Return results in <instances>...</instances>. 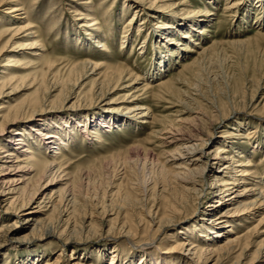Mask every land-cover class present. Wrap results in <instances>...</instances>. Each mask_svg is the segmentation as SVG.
<instances>
[{"label": "rangeland", "instance_id": "374dc122", "mask_svg": "<svg viewBox=\"0 0 264 264\" xmlns=\"http://www.w3.org/2000/svg\"><path fill=\"white\" fill-rule=\"evenodd\" d=\"M184 1L186 6L167 8L173 2L164 0V14L159 10L147 14L141 11L134 24L129 23L134 10L123 11V3L131 0H19L25 12L20 16L9 13L14 2L0 5V73L8 58L17 57L22 66L15 71L25 78L21 90L13 95L7 91L0 104L27 101L23 106L27 112L10 123L5 134L0 135V143L15 132L31 131L38 136L40 127L44 135L56 132L67 140L60 154L54 155L56 148H40L42 137L37 138L39 143L25 137L38 158L56 159L63 165L59 172L54 169L52 174H46L40 184L48 188L33 198L30 207L43 203L36 215L43 228L38 227L33 234L32 226L24 222L29 209L16 221L13 209L5 213L8 198L23 190L22 174H15L19 182L13 186L16 190L12 194H0V264H43L46 260L52 264L56 258L57 264H110L112 259L121 264H181L180 257L171 254L172 241L190 239L201 247L208 245L213 236L209 222L213 207L216 200L224 199L214 185L225 170L219 163L205 161L209 152L216 145L223 146L232 167L247 164L256 172L239 187L232 186L233 196L242 186L256 184L264 177V8L260 9L256 0H242L234 9H226L230 0ZM83 3H90L99 22L94 31L103 35L100 42L107 43V50L95 48V43L79 28ZM184 7L182 13L180 9ZM198 13L207 15L197 18L202 20L197 28L206 31L191 34V43L189 39L180 40L181 46L175 48L171 57L168 50L179 38L163 43L162 26L175 27L181 16ZM153 14L155 21L151 19ZM143 19L141 35L137 36L136 28ZM23 25H28L37 37H26V30H19ZM125 32H129L127 42L121 45ZM144 37L149 41L140 50ZM30 42L40 44L41 49H36L39 57L31 56L33 51L25 48ZM195 42L199 45L193 46ZM163 59L165 71L159 73L157 64ZM92 61L122 67L142 80L125 78L118 85L103 87V78L97 73L104 70L91 74V67L84 65ZM47 62L54 63L52 70L45 67ZM134 96L138 104L151 109L152 117L145 124L126 113ZM33 99L38 102L30 101ZM102 117L126 120L127 124L105 128ZM179 130L184 139L196 131L202 136L182 144L181 155L175 153L178 145L166 143L171 134L179 138ZM16 142L15 138L8 141V151ZM162 164L179 175L172 184L168 180L164 185L158 183L152 192V182H160ZM237 167L236 170L241 169ZM52 175L55 180L48 186ZM237 175L238 172L228 173L225 179L233 180ZM189 181L195 184L188 185ZM182 186L196 191L182 194ZM171 193L188 196L190 203L173 217L174 225L155 232V226L147 223L149 217L155 211L163 212ZM62 195L63 201L59 202ZM4 199L7 201L2 202ZM48 201L52 203L42 207ZM53 208L56 209L52 211ZM241 218L230 220L241 224L234 227V233L243 236L246 228L256 225L259 229L258 234L247 239V257L239 262L244 264L264 239V220L258 223L264 218V208L252 219ZM66 225L72 239L62 238L61 242L57 234ZM47 229L55 230L56 236L43 235ZM236 259L234 254L223 264H232Z\"/></svg>", "mask_w": 264, "mask_h": 264}, {"label": "bare ground", "instance_id": "6f19581e", "mask_svg": "<svg viewBox=\"0 0 264 264\" xmlns=\"http://www.w3.org/2000/svg\"><path fill=\"white\" fill-rule=\"evenodd\" d=\"M76 1H81V0H76ZM131 1H133V2H127V3L124 2L123 3V11L131 10V9L134 10L133 15L129 21L130 24H132V23L134 24V22L137 21V18L139 17V13L141 11H145L147 14V13H149V11L159 10L158 12H161V14H164V13H162V10L166 9V8H164L165 7L164 0H131ZM169 1H171L173 3L166 5V6H168L167 8H176V6H184L186 3V1H184V0H169ZM7 2H14V4H15L14 6L10 7L9 13L15 14V16H20V15L25 14V12H22V11H24V9H23L22 5L20 4L19 0H0V5L6 4ZM88 2H89V0H88ZM230 2L231 3L226 5V9L236 8V5L241 3L242 0H230ZM256 2L259 4L258 7H261L260 9L264 8V0H256ZM158 3H160V6H156V5H158ZM88 4H90V3H86V5H84V3H83L84 9L81 10L82 11L81 17L79 18V20H81V22L79 23V28L82 29L83 32L85 31L86 35L90 37V39L93 41V43H95V45H94L95 48L96 47H106V50H107V47H108L107 43L105 42L102 44L100 42V38H102L103 35L101 37V35L98 34V32L94 31V28L99 27L98 26L99 22H98V19H96V16L93 13L92 8ZM81 8H82V6H81ZM184 9H186V8L185 7L181 8L180 11L183 13ZM74 11L76 12L78 10L75 9ZM178 11H179V9H178ZM170 13L174 14L175 10L171 9ZM187 13H188V11H187ZM78 15H80V14L78 13L77 16ZM153 15L154 16H152L151 19L154 20V19H156V16H155L156 14H153ZM201 16L205 17L207 15H205V13H203V14L198 13L195 15H188L186 17L181 16L179 18V20L177 19L175 21L176 22V23H174V24H176L175 27L174 26H167L166 24H164L162 26L161 29H164V30H162L160 34H161V39L163 40V43H170V42L174 41V39H173L174 37L179 38V40L176 41L175 45H173L174 43H171V46H173L171 48H173V49L168 50V52L171 53L170 54L171 57L173 56V53H175V48L181 46L180 40L189 39L188 42L191 43L192 42L191 34H194V33L195 34L196 33L201 34L203 31H206L205 28H201V27H200L201 29L197 28V26H199V23L202 21V20L201 21L197 20V18H199ZM21 19H23V17ZM170 19H172V18H170ZM143 21H144V19L141 21L142 23L140 25H138L136 28L137 29V36L141 35V32H142L141 26L143 24ZM29 28L30 27L28 25H23V26L19 27V30H24V31L26 30V32H27L26 37H28L30 39H32V38L34 39L37 36L34 35L32 32H30L28 30ZM156 28H158V27H156ZM97 29H99V28H97ZM128 33L129 32L124 33V35L122 37L121 45H123L124 42H127V37L129 35ZM96 41H98V42H96ZM148 41H149V39H147V37L143 38V42H142L140 50L145 48V45L147 44ZM197 45H199L198 42H195L193 44V46H197ZM161 46H164V45H161ZM38 47L40 48V44H38V42H30L28 45L25 46V48L33 51L32 55H31L33 57H39L40 56V54H38L36 51V49H38ZM157 48L159 51V47H157ZM19 49H22V47ZM0 52H2V51L0 50ZM95 59H96V57H95ZM164 61H165V59H163L162 61L159 62V64H157L158 67L161 68V70L158 71L159 73H163L165 71ZM84 65L91 67V74H93L95 71H98V70L99 71L102 69L104 70V71H102V73L101 72L97 73L98 77L103 78V81L101 83V85L103 87L108 86L112 83H114V85H118L119 83L123 82L125 80V78H130L131 81H141L142 80V77H139L137 74H133V72H131L129 70L123 69L122 67L121 68L113 67V66L108 65L107 63H104V62L92 61L91 64L86 63ZM20 66H22L21 60L18 59L17 57H10L7 59V65L3 66L4 69L0 73V76H1L0 77V99L4 96V94L7 91H9L8 93L10 95H13V94L18 93L21 90L20 88L22 87V84L24 83L23 80L25 78L22 77L20 74H17V72L15 71V69L20 70V69H18V68H20ZM45 67L48 70H52V67L54 68V63L47 62L45 64ZM51 75H53V74H51ZM158 75H160V74H158ZM161 86H163V85H161ZM168 91H169V89H168ZM30 101H33L34 103L38 102L35 99L30 100ZM137 101H138V98L136 96H134L133 99L131 101H129V104L125 108L126 113L131 114V116H133V118H135L136 120H140L143 124H145L146 120L148 118L150 119L152 117V115L150 114L151 109L148 107H145L141 104H138ZM26 103H27V101L20 103V104H10L8 102L0 104V135L1 136H3V134H5L4 131H5V129H7L9 127L10 123L12 124L13 121H15L17 119V117H19L23 113L27 112L23 108V106ZM34 103H33V105H34ZM29 105H32V104H29ZM126 122H127L126 120H118V119L113 120V118H110V117H108V118L102 117L101 118V123H103L106 126L105 128H110L112 125L123 126V125L127 124ZM64 129H66V128H64ZM37 130H39V129H37ZM21 131H23V130H21ZM24 131L26 132V131H30V130L24 129ZM85 132H86V130H85ZM179 132H181V131L179 130L177 134L180 135L181 133H179ZM196 132H197V134H190L189 133V135L185 139L181 135L179 136V138H177L171 134V136L169 137L170 140L166 143L178 145V147H176V149H175V153H177L178 155H181V152L179 151V147L182 144H184V143H186V141H190L194 138L196 140L201 139V137H202L200 135L201 132L200 133L198 131H196ZM55 133L56 132H52V133L48 132L47 133L48 135L47 134L44 135L43 132L41 133V127H40V131H37L38 136L33 135V133L31 131L26 132V133L15 132L14 136L6 135V141H4V143H2V141H3L2 140L0 143V163L1 164L3 163V165H0V169L4 171L0 174V194H5V192H7L5 195H3L6 197L8 194H12L13 190H16V188H14L13 186L16 183H18L19 181L17 182V180H15L16 179L15 174L21 173L22 174L21 176L23 179L20 182V183H23V190L21 191V194L17 195L16 197H13L12 199L8 198L9 199L8 200V207L6 208L5 213L11 212L13 209L15 211V212H13V215H14L15 221H16V220H18V218L21 217L22 212H25L27 209H29L30 211L27 213L28 215H27V218L24 220V222L27 226H32V229H31L32 233H30V234H33V231H35L36 229H38V227H41L43 225L42 221L39 222L36 220L37 219L36 215H38L40 213L39 209L41 208V205L43 203L41 205L37 204V206L30 207L32 204H34L33 198L37 194V192H43L44 190H46V188H48L46 184H45V187H44V185L42 187L41 186L42 184H40V182H41V180L44 179V177L46 176L47 173L52 174L54 169H56L55 173H57V171L59 172L60 168L62 170L63 164L60 165L59 163H57L58 160L56 161V159H54L52 161H48V160L41 158V157L38 158L35 154L34 147L32 148V146L30 145L31 142L26 140L25 137L27 136V139H32L33 143H39L37 138L42 137L41 138L42 143H41V145H39L40 148L44 149L45 151H46V149L48 150L50 148H56L54 155H58V154H60L61 146L64 143H66L67 140L63 139L65 137H59L58 134H55ZM60 133L62 135H64L65 132L63 131V133H62L60 131ZM14 138H15V141H17L16 143H13V145L15 147L14 146H13V148L11 147V149H9V151H8V147L10 146V145H8L9 144L8 141L14 140ZM153 157H150V158H153ZM9 158H11L12 160H9ZM239 158H242L241 154H240ZM6 159H8V160H6ZM145 159L148 160L147 157ZM205 161L208 164H218L219 163L218 165L222 166L223 170H225V171H223L224 172L223 176L221 178L215 180V185H214L215 187H218L217 191L221 195L224 194V199L216 200L215 205L213 207L214 208L213 209L214 214L210 218V221H209L212 224L211 225L212 230H214L213 232L211 230V234L213 236L211 237V240L207 242V244L208 243L209 244L206 246H203V247L199 246L196 242H192L190 239H188V240L185 239L186 241H184V242H178L177 240L172 241L174 244L172 247V250H174V251H171V254L173 252V254L178 255L181 259L180 260L181 264H223L224 260H227L232 255L236 254L237 255L236 262H234L232 264H240L239 262L242 260H245L247 257V255H245V253L247 252V250L249 248V244H250L249 241H247V239L250 238L251 236H253L254 234H258L257 230H259V229L256 230L257 225L251 229L246 228L247 231H246L245 235L239 236L237 233H234V227L236 225L239 226L241 224H234L231 221H234V218L240 219L241 217H243L241 219H245V221H247V220L255 217L259 213V211L262 208H264V177L261 176L260 179L258 180L259 182L257 181L258 183H256V184L249 183V185H247V186H244V187L242 186V188L239 189L238 192L233 196L232 195V193H233L232 192V190H233L232 186L239 187L240 184L245 182L247 177L257 175L256 172L249 169L250 165H247V164L246 165H243V164L242 165H235L234 167H232L233 162H231V158H230V156H228V153L223 146H217L216 145V147H214L211 150V152H209L208 156L205 157ZM151 162H153V161H151ZM248 163H250V162L248 161ZM143 166L144 165H142V167ZM157 166H158V164H157ZM64 167H66V166H64ZM235 167H237V168L241 167V169L236 170ZM159 169L160 170H159L158 175L161 177L160 182L158 180L157 181L154 180L152 182V188H151L152 192L155 191V188L157 187L158 183L164 185L165 181L168 180L167 182L172 184L171 183L173 181L172 179H175V176L179 175V173L172 171L171 169L167 168L164 164H162ZM7 170H9V171H7ZM236 172H238V174H239V175H237L238 177L236 179H233V180L232 179H229V180L225 179L226 174H228V173L234 174ZM8 175H14V176L12 178H8ZM64 175H65V177L67 176L66 173ZM20 179H21V177H20ZM53 180H55V175L54 176L52 175V177H50V182H49L48 186H51V184L54 182ZM199 182L201 184L202 180H200ZM187 184L191 185V184H195V183L189 181V182H187ZM27 187L31 188V189L28 190ZM181 190H182V194L186 193L187 195L192 190L194 192L196 191L194 188L190 189L187 186H182ZM52 192L53 191H51V193L49 192V193L45 194V196L49 197L52 194ZM230 192H232V193H230ZM24 194H27V195L25 198L22 199V196ZM183 196L184 195L177 197L176 195L174 196V194L171 193V196H170L171 200L168 199V203L165 204L164 209L162 210L163 212L161 213V212L155 211L154 213H151L147 223H149V225H152L153 227L155 226V232L157 231V232L161 233V232L165 231L166 229L170 228V226L174 225V223H175L174 219L175 218H173V217H175L176 214L180 213V209L187 207L190 203L189 200H191V199H188V196L186 198H184ZM63 197H64L63 195L59 196L58 201L59 202L63 201ZM64 200H66V199H64ZM6 201H7V199H4V201H2V202H6ZM17 201H19L18 204H16ZM45 203H46V205H45ZM45 203L42 207H47V204L52 203V201H48ZM55 209L56 208H53L52 211H54ZM61 212L63 213L64 211L62 210ZM62 213H61V215H63ZM64 213H67V212H64ZM263 220H264V218H262L258 223L262 224ZM242 222L243 221H238L237 223H242ZM223 225H225V227H223ZM217 226H219V227L221 226L220 229H216ZM42 228H43V226H42ZM67 230H68V228L66 225V227L61 232H58L57 237H59L58 238L59 240L62 238L64 240L72 239V232H70L68 230L69 232L67 233ZM54 231L55 230L47 229V232L45 231V233H43V235L54 236L55 235ZM127 233H130V229L127 230ZM245 236H246V238H245L246 241L242 242V239ZM171 238H174V237L172 236ZM64 240H60V241L64 242ZM61 248L63 251V247H61ZM174 252H177V253H174ZM58 260H59V258H56V260L52 264H57ZM118 263L121 264L120 262L113 263V259L110 261V264H118ZM43 264H50V263H48V261L46 260ZM75 264H81V262L75 263ZM244 264H264V239L261 241L260 245L255 250L253 256H251L249 261L244 262Z\"/></svg>", "mask_w": 264, "mask_h": 264}]
</instances>
